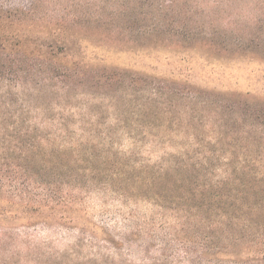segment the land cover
Listing matches in <instances>:
<instances>
[{"label":"trees","instance_id":"trees-1","mask_svg":"<svg viewBox=\"0 0 264 264\" xmlns=\"http://www.w3.org/2000/svg\"><path fill=\"white\" fill-rule=\"evenodd\" d=\"M83 44L191 53L220 65L256 62L264 0L0 7V264H18L37 250L19 230L78 223L86 193L105 206L116 202L124 226L135 227L133 238L151 227L131 209L143 202L157 217L169 212L176 226L194 228L201 264H264V100L200 90L174 76L94 69L80 53L74 58ZM92 167L102 178L81 183L89 177L80 172ZM83 219L118 250L111 232ZM81 259L93 263L91 254Z\"/></svg>","mask_w":264,"mask_h":264},{"label":"rangeland","instance_id":"rangeland-1","mask_svg":"<svg viewBox=\"0 0 264 264\" xmlns=\"http://www.w3.org/2000/svg\"><path fill=\"white\" fill-rule=\"evenodd\" d=\"M35 2L37 0H0V7L24 9L31 4L34 5ZM28 32L36 33L32 30ZM259 49H261V55H257L253 60L256 62L242 59L239 65L230 64L229 61L225 62L228 63L225 65L213 64L214 61H206L201 55L191 53L179 56L166 52L145 53L134 48L122 49L119 46L110 45L87 48L84 44L77 45L72 53L74 58L80 53L79 55L84 57L83 60L81 59L83 64L94 69L132 71L149 76H174L181 80H188L187 82L200 90L218 93H249L257 99L264 100V47ZM76 58L79 60V57ZM103 173L100 169L92 167V172H80V175L89 177L80 182L84 184L90 179L99 182ZM79 199L82 205L76 210V217H81V219L77 217L78 223L73 221L60 227L39 225L36 228L19 230V233H22L20 236H27L23 240L37 245V250L30 252V255L25 256L24 261L17 262L18 264H84L85 261L81 258L87 254H91L92 264H101L94 257L99 253L104 254L113 263L125 261L128 264H142L141 258L161 257V264H201L200 241L195 240L196 235L192 233L194 228L182 229L180 225L176 226L171 213L168 212L166 215L168 218L162 219L157 217L161 214L160 211L139 202L131 209L136 210L135 214L138 218L148 219L147 222L151 223V227L148 236L145 230L137 238H133L129 232L134 231L135 227L134 225L124 226L125 216H118L119 208L116 202L109 201V204L105 206L103 199L97 194L89 195L88 193L81 195ZM84 216L92 224L111 232V236L115 238L112 240L118 246V250L111 249L110 245L102 241L105 238L100 231L84 226L86 223ZM124 234L129 236L130 243H119L117 237ZM144 243L148 244L145 247L147 251L140 252L139 248L143 247ZM26 253L23 252L27 255ZM205 258L210 259V257ZM223 263L231 264L227 260Z\"/></svg>","mask_w":264,"mask_h":264}]
</instances>
